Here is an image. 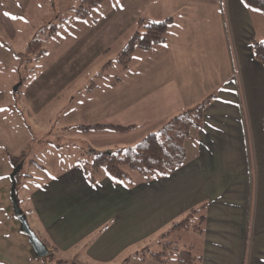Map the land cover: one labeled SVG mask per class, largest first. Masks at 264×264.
Masks as SVG:
<instances>
[{
  "label": "crops",
  "instance_id": "obj_1",
  "mask_svg": "<svg viewBox=\"0 0 264 264\" xmlns=\"http://www.w3.org/2000/svg\"><path fill=\"white\" fill-rule=\"evenodd\" d=\"M46 5L45 0H0V58L3 54L14 58L10 40L17 35L14 27L19 17ZM168 16L172 21L165 41L148 49L136 48L115 82L85 86L82 104L98 101L85 123L112 121L132 125L129 130L159 127L205 95L214 93V98L203 110L201 126L184 140L186 156L174 171L147 180L139 174L134 182L114 180L100 167L91 180L77 160L69 169L53 170L30 188L25 204L17 197L47 253H62L60 263L67 257L65 252H70L71 264H82L81 254L95 263L111 262L138 240H154V234L157 250L146 245L145 253H132L141 260L139 264H173V256L181 264L175 253L166 262L149 257L150 251L162 250L164 242L189 249L195 264L264 262V66L251 49L252 39H264V27L258 26L259 32L256 28V19L264 21L263 13L242 0H102L86 17H74L64 28L61 24L51 37L57 61L45 60L44 73L52 76L46 78V100L55 85L62 88V73L58 74L62 37L67 36L80 55L87 52V58H95L138 30L140 18ZM12 86L0 85V104L16 90ZM33 87L27 90L29 104L32 99H44L41 89ZM100 107L107 108L106 112ZM0 123L1 136L10 138L25 131L9 115L0 117ZM110 130L121 132L108 127L91 131ZM0 153L5 158L10 155L16 183L19 177L32 178L21 171L25 165L43 167L25 149L19 155L6 148ZM13 157L21 158L14 163ZM191 208L196 211L188 227L170 230ZM137 218L138 227L130 229ZM185 234L191 239H184ZM131 261L126 258L125 264Z\"/></svg>",
  "mask_w": 264,
  "mask_h": 264
},
{
  "label": "rangeland",
  "instance_id": "obj_2",
  "mask_svg": "<svg viewBox=\"0 0 264 264\" xmlns=\"http://www.w3.org/2000/svg\"><path fill=\"white\" fill-rule=\"evenodd\" d=\"M45 3L47 5L51 3L52 6L50 5L47 9L46 5L45 8L44 6L41 8L42 10H36L35 17H33L34 13L19 17L14 27L17 35L14 40H10L14 58H7L5 54L0 58V85L6 88L12 84V88L18 86V90H14L11 95H8V100L0 104V117L9 115L15 122L19 121L25 126V131L14 133L10 138L0 135V151L6 148L12 150V153L16 152L15 155H19L25 149L31 159L43 164V167L36 164L25 165L21 171L29 173L32 178L19 177L18 183H16L13 180L14 166L10 163V155L5 158L0 153V264H71L68 257L70 252H65L67 257L64 256L66 259H63L61 263L58 258L62 253L58 251L45 255L36 254L14 213V199L16 200L19 196L22 205L25 204L28 190L48 178L53 170L60 167L62 171L69 169L77 160L82 163L90 162L94 153L102 150L114 151L118 148L132 146L151 131L149 127H154L97 133L91 131L93 128L85 131L78 127L82 123L89 124L85 123V120H89L91 109L97 106L98 102L92 100L89 101L92 103L82 104L81 100L87 96L85 86L98 84L99 87H102V85L117 80V76L121 74L122 65L116 61V57L128 36H124L116 45L103 50L104 52L95 58H87L85 55L87 52L80 55L76 51L75 45L70 44L71 40L69 41L67 36L62 37V60H59L61 69L57 68L58 74L62 73V88L55 85L51 91L52 97L46 100V78L52 76H46L44 73L45 60L48 58V61L53 63L57 59H54L55 56L52 55V39L46 40L45 36L52 29V25L61 29L62 22L59 17L68 16L69 7L77 5L79 0H45ZM35 19L39 22L34 21ZM255 19L254 17L253 22ZM258 26L259 28L264 27V21L258 22L256 19L257 32H259ZM62 28H64V24H62ZM138 29L141 30L142 27ZM256 39L260 40V38ZM30 40H33L35 46L28 49ZM41 49L44 51L38 59L35 56L37 52H41ZM130 56H134V52ZM103 73L104 75L101 76ZM14 78L15 82H13ZM33 85L41 89L39 94L42 93L44 99H32L33 104H29L26 96L27 90H33ZM102 107L100 110L106 112L107 108L102 109ZM91 118L92 116H90ZM1 125L2 123H0ZM157 127L155 126L153 129L155 130ZM24 143H26V147L22 146ZM60 159H62V163L59 162ZM18 165L21 166L20 163ZM101 173L102 171H99L98 175ZM139 177L136 170L131 172L132 181L135 182ZM119 179L114 178V180ZM139 221L138 218L133 219L130 229H136ZM183 236L184 239H191L188 234ZM151 237L154 240L150 242L138 240L111 262L95 263L85 259L82 254L80 259L82 264H125V259L131 257L132 263L130 264H139L141 260L133 256L132 253L138 255L145 253L146 250L143 247L146 245L151 247V250H157L156 242H154L156 234ZM172 260L173 264H177L175 256L172 257ZM148 264L158 263L151 261Z\"/></svg>",
  "mask_w": 264,
  "mask_h": 264
},
{
  "label": "trees",
  "instance_id": "obj_3",
  "mask_svg": "<svg viewBox=\"0 0 264 264\" xmlns=\"http://www.w3.org/2000/svg\"><path fill=\"white\" fill-rule=\"evenodd\" d=\"M101 1L80 0L77 5H71L69 7L70 13L68 16H60L59 20H61L62 24H70L74 17H86L90 9ZM242 1L247 7L257 9L264 14V0ZM139 20L142 29L135 30L128 36L126 43L116 57V61L121 63L122 67L128 66L130 54L136 48L148 49L152 45L165 41L166 31L172 18L168 16L159 20L143 18ZM57 30L58 28L52 25V29L45 36L46 40L53 37ZM32 41L30 40L28 49L35 46ZM251 49L254 57L264 66V39H252ZM43 51L44 49H41V52H37L35 57L38 58ZM16 90H18V87ZM214 95V93L207 94L191 106H187L174 113L165 119L156 130L148 132L132 146L118 148L111 152L99 151L95 153L90 162L82 163L85 173H89L90 179L93 180L94 172L98 168L103 167L110 176L129 180L131 179V172L136 170L143 179L147 180L154 176L166 175L174 171L182 165L186 156L184 140L188 136L191 128H199L201 126L203 110L214 98ZM261 124L264 129V116L261 119ZM78 127L85 131L90 128L101 129L108 127L122 132L128 131L132 125L124 126L109 122L104 124H80ZM20 158L13 157L11 160L15 163ZM195 211L196 208H191L184 218L171 224L170 230L187 228L188 219ZM163 244L164 247L162 250L150 251L148 253L149 257L159 262H166L169 255L175 253L177 260L181 264H195V257L191 255L189 249L180 248L172 242H164Z\"/></svg>",
  "mask_w": 264,
  "mask_h": 264
},
{
  "label": "water",
  "instance_id": "obj_4",
  "mask_svg": "<svg viewBox=\"0 0 264 264\" xmlns=\"http://www.w3.org/2000/svg\"><path fill=\"white\" fill-rule=\"evenodd\" d=\"M17 165H15V167L19 168L20 165H18V166ZM13 209H14V213L16 214V216H17V218L21 224V228L23 229V232L28 237L29 242H30L32 248L35 250L36 254L37 255L47 254L48 249L46 248V246L42 242V240L40 238H38V236L35 234V232L30 228V226L26 220V217L23 213L22 208L19 207L17 200H15V199L13 202Z\"/></svg>",
  "mask_w": 264,
  "mask_h": 264
}]
</instances>
